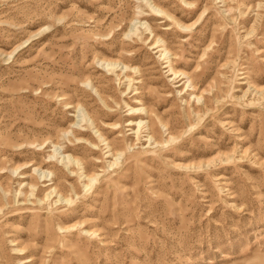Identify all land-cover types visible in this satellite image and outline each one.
Segmentation results:
<instances>
[{
	"label": "rangeland",
	"instance_id": "obj_1",
	"mask_svg": "<svg viewBox=\"0 0 264 264\" xmlns=\"http://www.w3.org/2000/svg\"><path fill=\"white\" fill-rule=\"evenodd\" d=\"M0 264H264V0H0Z\"/></svg>",
	"mask_w": 264,
	"mask_h": 264
},
{
	"label": "bare ground",
	"instance_id": "obj_2",
	"mask_svg": "<svg viewBox=\"0 0 264 264\" xmlns=\"http://www.w3.org/2000/svg\"><path fill=\"white\" fill-rule=\"evenodd\" d=\"M158 8V7H157ZM159 10H160V8H159Z\"/></svg>",
	"mask_w": 264,
	"mask_h": 264
}]
</instances>
